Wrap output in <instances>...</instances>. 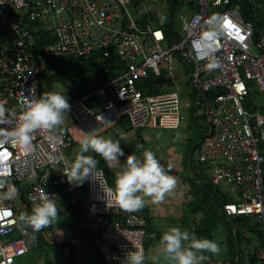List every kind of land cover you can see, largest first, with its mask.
<instances>
[{"label":"built area","instance_id":"2783aa9c","mask_svg":"<svg viewBox=\"0 0 264 264\" xmlns=\"http://www.w3.org/2000/svg\"><path fill=\"white\" fill-rule=\"evenodd\" d=\"M180 2L170 41L156 23L169 9L163 0H0V264H22L38 246L31 208L57 195L96 218L104 262L143 264L155 236L149 215L109 185L102 166L76 176L64 151L120 123L177 130L186 107L205 120L195 164L232 192L225 215L252 216L264 238V0H248V18L237 0ZM94 54L123 70L64 107L71 123L60 128L42 93L48 60ZM177 71L190 99L171 88Z\"/></svg>","mask_w":264,"mask_h":264},{"label":"crops","instance_id":"0c3cea01","mask_svg":"<svg viewBox=\"0 0 264 264\" xmlns=\"http://www.w3.org/2000/svg\"><path fill=\"white\" fill-rule=\"evenodd\" d=\"M163 1L169 9L165 18L156 23L164 25L167 32L172 23L178 33L180 23L176 13L183 5L180 0ZM183 1L196 5V0ZM175 79L177 84L171 88H178L184 99L187 95L190 99L182 71L175 73ZM51 83L58 85L46 86L43 96L49 105L59 109L57 125L62 128L71 123L64 107L78 98L74 90L69 93L61 86L62 82ZM189 102L186 101L188 106ZM184 111L183 123L177 130L132 129L120 123L84 144L72 145L64 154L76 176L85 165L102 166L105 174L108 173L109 185L118 194H130L134 206L147 212L149 230L155 236L148 240L143 264H232L227 242L230 219L224 212L217 221L211 255H204V244L194 232L201 223L202 213L194 214L189 206L195 200L194 187L200 182L190 160L196 155L205 124L202 126L199 121L203 117L196 116L188 107ZM31 215L36 222L39 244L27 254L50 246L60 249L53 255L51 264H105L93 243L97 220L85 205L71 206L65 196L57 195L47 207L33 206ZM216 242L222 248V255L215 251ZM34 257L19 262L33 264Z\"/></svg>","mask_w":264,"mask_h":264},{"label":"trees","instance_id":"16d2710c","mask_svg":"<svg viewBox=\"0 0 264 264\" xmlns=\"http://www.w3.org/2000/svg\"><path fill=\"white\" fill-rule=\"evenodd\" d=\"M237 1L241 3L244 15L248 18V8L251 6V3H249L248 0ZM168 30L170 41L174 37H178V33L175 31L172 23L169 24ZM99 55L100 54H94L92 56L80 58L51 57L47 63V70L42 75V80L44 79V75H47L51 81H70L76 88L80 98L90 92L94 87L102 85L123 70V65L116 57L111 56L103 61H99V59L96 58L99 57ZM51 69H53L51 71L53 75L48 74ZM91 83L95 84V86L91 87ZM159 91L160 90H155V92ZM203 121L205 120L203 119ZM190 162V167L200 179V182L194 187L196 194L195 200L191 202L189 206L194 214L199 212L202 213L201 223L194 232L197 235L198 241L204 244V255H211L214 231L217 229V221L221 218L220 215L223 216V204L229 199H227V195L219 188L214 187L208 175L204 173L203 168L200 165H196L193 158ZM229 219L227 242L228 255L230 256L231 262L233 261L235 264L241 263L242 259L240 255L242 243L247 240L251 244V239L247 237L248 233L254 236L253 241L256 242L257 246L263 248L264 251V238L260 225L255 218L252 216H237L230 217ZM232 227L233 229L237 228L233 233L231 230ZM249 259L250 264H259V261L264 262L263 255H257L256 253L250 255ZM104 263L108 264L106 262Z\"/></svg>","mask_w":264,"mask_h":264},{"label":"rangeland","instance_id":"374dc122","mask_svg":"<svg viewBox=\"0 0 264 264\" xmlns=\"http://www.w3.org/2000/svg\"><path fill=\"white\" fill-rule=\"evenodd\" d=\"M53 69L49 70L50 72H48L49 75H53L51 72ZM49 76L47 75H44V79H43V84H42V93L45 94V87H49L50 85H54V86H57L58 84H55V83H51L53 81L49 80L48 78ZM53 79V78H52ZM57 82V81H55ZM62 82L63 84H59L61 86H65V89L69 92V93H72V90L75 91V96L76 98H79V94L77 93L76 91V88L74 87L73 83H71L70 81H67V80H63V81H60ZM95 86V84H92L91 83V87ZM45 92V93H44ZM252 99L254 101V103H262L263 102V99L261 97V95H259L257 92H254L252 94ZM200 124L202 126H204L205 122L204 121H199ZM106 176V179L107 181L109 182L110 184V179L108 177V173L105 174ZM220 189L221 191H223V193H225L226 195H231L232 192L228 189H226L224 186H220ZM237 229V228H235ZM232 227V232H235ZM218 234H216V237H215V240H217V236ZM247 237L249 239H251V244L245 240V242L242 243L241 245V263H238V264H250V259H249V256L250 255H253V254H257V255H262L263 254V248H261L260 246H257L256 242L253 241L254 239V236L252 234H247ZM149 241H147L148 243ZM217 243V242H216ZM215 251L217 252V255H222L223 253L222 252V248L221 247H218V243L215 247ZM55 252H60V249L56 248H52L50 246H46L44 247L42 250H37L36 253H30V254H26V255H23L21 258H20V261L23 260V262H25V260H28L29 258L35 256V260L33 261V264H51V262L53 261V255H55ZM225 255V254H224ZM261 259H263L262 257H260ZM52 264H56L55 262H53ZM259 264H264V262L262 261H259Z\"/></svg>","mask_w":264,"mask_h":264},{"label":"bare ground","instance_id":"6f19581e","mask_svg":"<svg viewBox=\"0 0 264 264\" xmlns=\"http://www.w3.org/2000/svg\"><path fill=\"white\" fill-rule=\"evenodd\" d=\"M118 60V59H117ZM119 63V62H118ZM113 71V70H112ZM117 72V71H116ZM106 81V80H105ZM72 147V146H71ZM106 172V171H105ZM202 175V174H201ZM55 203V202H54ZM143 209V208H142ZM147 213V212H146ZM72 220V218H70ZM39 221V220H38ZM78 230V229H77ZM157 235V234H156Z\"/></svg>","mask_w":264,"mask_h":264}]
</instances>
